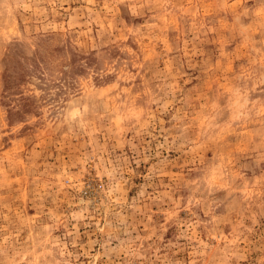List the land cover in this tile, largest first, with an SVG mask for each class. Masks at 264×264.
I'll return each mask as SVG.
<instances>
[{"label":"rangeland","instance_id":"1","mask_svg":"<svg viewBox=\"0 0 264 264\" xmlns=\"http://www.w3.org/2000/svg\"><path fill=\"white\" fill-rule=\"evenodd\" d=\"M0 264H264V0H0Z\"/></svg>","mask_w":264,"mask_h":264}]
</instances>
